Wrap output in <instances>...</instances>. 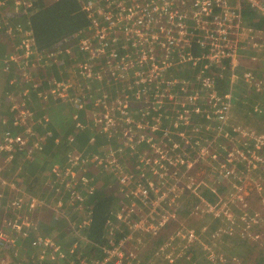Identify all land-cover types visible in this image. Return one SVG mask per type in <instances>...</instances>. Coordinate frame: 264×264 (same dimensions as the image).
<instances>
[{"label": "rangeland", "instance_id": "374dc122", "mask_svg": "<svg viewBox=\"0 0 264 264\" xmlns=\"http://www.w3.org/2000/svg\"><path fill=\"white\" fill-rule=\"evenodd\" d=\"M7 2L9 1L0 0V31L3 28L9 35L7 41L10 42L12 40L11 43L14 40L15 43L21 42L16 32H13V30L9 32L4 29L3 23L11 26L17 23L15 17L8 13V9L6 11L2 10V6ZM35 2L37 0H16L15 4L20 6L19 3H22L24 8H26L25 10L28 11L29 6H33ZM81 3H84V0ZM84 6V8L87 7L86 2ZM20 12L22 10L16 13ZM243 25L246 29H253L256 32L264 31L262 29L263 26L258 28V26L262 25L260 17L245 19ZM252 34L254 38L250 40L251 45L242 55L240 54L242 58L238 65L234 68L229 63H224L226 71L219 72L220 77H230L232 82V85L227 90L232 92L233 102H231L226 124L223 122L221 114L225 104L224 93L213 91L211 86H207V91H211L210 93L206 92L205 94L197 95V98L192 103L187 101L184 107H186L185 110L189 114L186 115L182 112L183 124L179 127L180 129H175L178 130L177 132L170 130L171 137L168 140L160 137L159 134L147 132L154 121L159 123L161 129L167 122H170L168 121L167 108L155 105L157 110L162 109L156 114L160 117L162 124L158 122L156 115L153 116V114H146V116L131 115L129 112V104L131 103L129 89L127 93H124L125 100H119L120 102L127 100L129 102L128 106H122L112 116L109 117L110 113L105 109L106 114L104 115L99 110H94L93 113L88 111V118L86 115L82 116L83 118L79 117L86 125L88 124V119L93 118L95 121H100L102 116L104 118L103 129L101 128L97 133L100 136L95 135V138H98V145H101L106 151L103 159L99 160V164L102 165L105 162L107 166L101 170L102 172L95 174V177H99L104 173L109 178H117L118 168L115 169V167L120 165V161L123 160L122 154L115 153L118 156L116 158L112 157L113 151L111 149L113 148H111L109 141L104 142L102 134L108 133L113 128L117 129L113 131L117 140L119 139L118 133L128 137L129 133L136 131L128 124L137 126V135L129 136V139H121L120 144L124 146V149L129 150L131 154L145 160L150 167L154 168L162 162L160 153L163 150V145L161 148L156 147V145L166 144L172 150L170 153L171 157L175 151L179 152V150L180 153H175L177 158L184 156V153L187 155V165L171 169L172 173L170 174L162 172L160 174V172L154 171L163 175V179L160 181L163 184L156 188L159 189L156 193L157 197L166 194L167 198L165 197L166 199L163 202H155L147 208L139 209V211H130L128 209L124 213L128 221L123 222L119 226V233L120 235L128 234V244L121 250L122 258H126L124 261L128 264H246L244 258L242 259L239 251H237L238 248H243L244 251L250 253L249 257L254 256L264 260V117H257V112L259 111H262L264 115V110L261 109L260 105V103H264V34ZM91 35L89 34L85 37H90ZM23 37L25 42L31 46L32 40L29 38L28 33L26 37L25 35ZM81 37H76L77 45ZM245 40L246 37L243 36L242 41ZM254 42L256 45H254ZM0 43L4 44L1 41V37ZM95 47L93 46L92 48ZM34 52V55L39 53L36 50ZM50 55L56 56V53ZM21 56L23 59L16 61ZM89 56L91 59L93 54L91 53ZM85 58L87 60V57ZM96 58L102 57L96 56ZM252 58H255V60H251ZM16 59L15 61H8L7 59L8 65H5V62H1V69L4 72H9L8 74H13V79L18 74L16 78L18 83L22 82L24 74L26 79H29L26 75L31 73L32 78L30 79L35 80L36 74L39 73L41 54H39L38 60L36 57L35 59H27L23 52L18 51ZM32 60L35 61L32 62ZM32 63H35V66ZM97 63L100 65V62ZM27 67L30 68V71ZM186 70V68L179 67L178 73H167L164 78L160 79L163 82L159 84L165 88L168 85V89L158 86V92L154 93L151 88L150 96L147 97V100H154L152 94L158 93V96H169L170 100L174 101L178 99V97H174L175 94L179 93L184 96V98H181V103H183L187 98L193 97L199 91L204 93L206 86L201 83H193L189 87L179 85L189 77ZM199 74L200 72L196 75ZM59 75L68 76L65 72H61ZM111 78L115 80L114 77L111 76ZM71 79L70 77L69 80ZM123 79L128 81V75ZM71 82L75 83V79ZM9 83H14V80ZM6 84L7 82L5 85L3 83L0 86V93L5 91ZM38 84L39 82H35L33 86L38 87ZM53 86L54 82L51 90L45 96L44 103L50 102L52 98L54 99L56 92ZM215 93L218 101L212 99ZM186 94L190 96L187 95L185 98ZM4 99L6 98L1 97V102ZM77 100H75L73 106L81 108L82 104L80 105L81 102H77ZM1 102L0 115L5 117L2 122L6 124V119L15 122L16 124L13 127L17 132H26L31 128L33 135L31 138L32 142L28 143L27 150L23 154L20 152L17 155V166L19 163L21 166L16 167L13 171L0 174V196H8L9 200L10 198L12 199L11 202L19 203L14 208L13 215L4 214L6 222L7 220L11 221L15 229L9 228L11 230L10 247L6 250L8 252L5 253L4 258L0 260V264H22V262L29 264L25 256L20 255H25V253L20 252L24 239L18 233L23 230L24 226L26 233H23V235H26L27 230L31 228L38 230L37 225L33 222V215L36 213L39 215L36 223L42 222L41 225L49 222L53 216L63 226L64 232L68 231L70 224L74 232L75 226H73V222H76V224L83 221L89 222V218L83 214L85 213L84 209L87 207L77 205L75 201L79 199L86 205V195L89 196L94 192L93 190L97 186L95 187V184H93L94 177L86 181L85 174L87 169L84 168L83 171H80L82 165L71 163V160L66 161L65 166L64 160L62 164L56 163L55 167H53L54 169L60 168V171H58V173L62 171L60 176L55 173L56 171L51 175L49 172L52 170H48L46 173H39V177L28 178L29 175L23 171L22 167L31 159L33 152L36 151L35 148L31 151V147L39 136V128H36V130L34 128V126L39 125V116L37 115L35 120L34 118L32 119L30 114L25 113L23 105L16 101L8 104L6 108L3 107L4 102ZM33 102L39 104V98L36 99V102ZM150 102L152 104V101ZM240 103L244 108L252 110L249 113L247 112L248 117L242 112L243 109L239 107L241 106ZM193 109L199 111L197 113L200 116L198 120H194L190 115ZM85 116L86 118H84ZM177 117L181 120L180 115H177ZM40 122L43 123L42 120ZM172 122H175V120L173 119ZM87 126L89 127V125ZM95 130L96 128H90L91 132ZM175 136L179 140L175 139ZM130 139L132 142H130ZM142 141L147 143L146 154L144 155L141 154L142 147L140 145L136 146ZM132 145L135 146V150H132ZM178 146L181 149H178ZM96 155L98 156L97 150L94 149L88 157H85V161H88L85 164L92 163ZM122 169L124 171L123 167ZM135 169H137V166L133 170L124 171L129 176H133L132 182L140 180L142 176ZM228 171L232 172V176L225 178ZM48 173L52 182L50 184L47 182L48 180L42 182ZM81 175L84 177L79 182ZM35 178L37 181L39 180V184L32 188L35 185L33 183ZM149 180L154 184L152 178H149ZM43 184L46 188H41ZM131 184L128 186L129 190L133 189L130 187ZM61 185L65 188H61ZM112 188H115V186H112ZM57 189H60L59 193ZM72 189L75 192H71ZM86 192H89V194ZM41 194H44V196L41 197ZM46 196L49 198L47 201L50 204L47 208L39 210V206L35 208L30 206L32 203L30 198L45 201L46 199L44 198ZM116 197L119 203L117 210L114 212V217H116V214L120 212L123 206H127L124 194L118 192ZM52 201H54V204ZM76 205L77 207L74 208ZM71 208H73V212L79 210L82 214H76L75 217L70 216L68 210ZM46 210L48 212H45ZM120 213L118 216H122ZM126 218L124 219L126 220ZM111 222H116V218ZM168 226L169 228H167ZM113 228L116 229L117 225L113 226ZM202 228H205L203 233H201ZM114 229H112V232ZM108 230L109 227H107V232ZM43 233L39 229V237L36 242H39V238L43 237ZM69 236L71 238L62 237L61 239L57 237V229H54L49 237L54 244L55 241L57 244L60 242L64 251L73 250V247L77 249L78 247L73 245L72 231ZM242 240H247V242L243 243L241 242ZM158 242H161V245L155 250L154 248H156ZM43 246L46 247V245ZM47 247L51 248V245L47 243ZM41 252L42 248L40 247L32 264H52L47 259L40 260L39 263ZM66 261H64V264L74 262L68 259ZM112 263L115 264L114 262Z\"/></svg>", "mask_w": 264, "mask_h": 264}, {"label": "built area", "instance_id": "2783aa9c", "mask_svg": "<svg viewBox=\"0 0 264 264\" xmlns=\"http://www.w3.org/2000/svg\"><path fill=\"white\" fill-rule=\"evenodd\" d=\"M86 3L87 7L85 9L89 12L92 21V35L81 37L78 47L76 49L70 47L68 52L75 53V50H77L83 54L92 53L93 59H105L111 62L112 65L116 63V81L131 85L129 88L134 90L135 103L143 102L147 109L152 111L155 109V105L160 106L169 103V109L177 111L176 113L181 118L182 112L189 114L184 105L187 104V101L192 103L197 98L198 93L192 94L193 97L188 95L190 96L189 99L187 98L183 103H181V98H184V96L179 93L175 94L174 97H178V99L174 98V101L170 100L169 96H158V93H154L158 92V86H162L159 84L163 82L160 79L179 66H199L204 63L212 66L229 63L235 68L241 61L242 53L249 49L251 45L250 40L254 38L252 33L256 35L264 34V31L256 32L253 29H246L243 25L245 22V5L249 6L248 8L253 15H257L256 17L261 19L264 18V0H87ZM3 25L5 30L9 32L13 30V26L6 23H3ZM1 30L3 31V28ZM242 34L246 37L245 41H242ZM254 45H256L255 42ZM93 46L96 47L92 48ZM195 50H198L199 56L194 54ZM16 56L12 54L8 61H15ZM49 56L51 55L49 54ZM70 56L72 58L76 57V55L71 54ZM96 56L102 58H96ZM19 60L22 59H16V61ZM251 60H255V58ZM8 61L5 60V65H8ZM206 66L204 69H208ZM127 75L128 81H125L123 78ZM215 80L214 77H198V83L206 86L205 90L208 89L207 86L213 88ZM151 88L154 91L152 94L154 100H147ZM163 88L168 89V85ZM212 97V99L218 101L216 93ZM74 100L73 98L70 101L73 102ZM118 101L103 105L104 109L110 113L109 117L122 106L127 107L129 104L127 100L124 102ZM150 101H152V104ZM231 102L232 95L227 94L221 111L222 120L225 124L230 112ZM192 112L198 113L199 111L193 109ZM25 113L29 114L27 110H25ZM157 120L161 123L159 117H157ZM151 124V129L155 132L160 131L162 138L168 140L171 137L170 130L161 129L159 123L155 121ZM25 126L27 127V125ZM174 127L179 128L180 126L174 125ZM28 135L29 137L33 135L31 128L24 134L4 132L0 135V156L1 153L5 154L6 161L10 162L17 153L28 147ZM162 145L163 150L160 153L162 162L160 165L152 168L145 160L140 158L142 164L135 169L142 174L141 179L138 181L132 182L133 176H129L124 172L125 170L123 171L122 167L125 168L124 164H121L123 160L120 161V165L115 167V169L118 168V172L115 171L117 172L115 189L124 194V197L131 202L130 207L137 211L147 208L155 202H163L167 198L166 194L156 196L159 190L156 188L163 184V182L160 183L163 179V175H160L161 172L170 174L172 173L171 169L187 165L186 153H184V156L177 158L175 153H180V150L179 152L175 151L171 157L172 150L166 144L156 145V147L161 148ZM180 146H178V149H181ZM132 150H135L133 145ZM115 153L118 152H113L112 157L114 158L118 156ZM154 171L160 172V174ZM58 176L60 175L58 174ZM231 176L232 172L228 171L225 178ZM149 178L153 179L154 184ZM131 183L133 184L130 187L133 189L129 190L128 186ZM51 190L53 192L52 188ZM59 190L57 189V191ZM71 192L75 191L72 189ZM5 198L6 196H0L1 203L11 206L13 210L16 205H19L18 202H11V198L3 202ZM30 200L32 202L30 206L34 208L39 206V210L50 206L46 200L39 199L38 201L36 198H30ZM84 212L83 214L89 218L90 223L92 212L88 208L84 209ZM124 213L125 210H122L120 213L122 216L116 214V217H114L118 221L116 235L115 238L106 236L107 244L101 247L102 258H79V261L70 262V264H110L112 262L122 264L126 258H122L121 250L129 241L128 234L120 235L119 233V226L128 221ZM76 214L82 213L76 210L75 214L71 213L69 215L75 217ZM112 220L107 221V227L112 223ZM8 227L15 229L11 221H9ZM203 232H205V228L201 229V233ZM10 239L11 230H7L6 227L1 228L0 251L10 242ZM55 239L56 237L54 241ZM82 241L83 244H91L86 237H83ZM47 243L51 245V248L47 247ZM39 245L42 248L39 263L40 260L47 259L52 264H61L60 260L65 257L64 249L56 241L54 244L50 237L43 236L39 238ZM43 245H46V247ZM75 249L73 247L72 251Z\"/></svg>", "mask_w": 264, "mask_h": 264}, {"label": "trees", "instance_id": "16d2710c", "mask_svg": "<svg viewBox=\"0 0 264 264\" xmlns=\"http://www.w3.org/2000/svg\"><path fill=\"white\" fill-rule=\"evenodd\" d=\"M8 1L9 2L2 6V10L6 11V9H8L9 13L15 17L17 23L13 26V32H16V35H19L18 38L21 39V42L18 41L15 43L14 40V42L11 43L12 40H10V42L7 41L9 35L4 30H1V41L5 45L0 44V55L7 51L9 54L17 55L18 51H20L23 52L25 58L35 59V57L39 58V54H43L42 59L39 61V73L36 74L35 80L30 79L32 78L31 73L26 75L30 80L26 79L24 74L22 77V82L18 83L16 80L18 74H16V77L13 79V74H8L9 72L7 73L8 83L6 84L5 90L11 94V96L5 97L6 99H4L3 107L6 108L8 104L16 101L17 103L23 105V109L30 113V117L32 119L34 118L35 120L37 115L39 116V125L34 126L35 130L36 128H39V136L33 142L32 147L30 146L31 151L33 148H35L36 151L33 152L31 159L24 164L23 171L29 175L28 178L35 176L39 177V173H46L48 170H52L49 173L53 175L54 171H56V174L58 171H60V168H56L57 170L53 168L55 167L56 163L62 164V162L65 160V166L66 161L71 160V163H79L82 165L80 171H83V169L86 168V181L94 177L93 184H95V187L97 186V189H95L94 192H92L89 196L86 195V205L83 204L79 199L75 201V204L87 207L88 210L92 212L90 223L83 221L79 224H76V222L72 221L73 226H75V233L73 232V227L71 224L68 228V231L64 232L63 226H61L53 216L46 224L41 225L42 222L36 223V221L39 219V215L36 213L33 215V222L37 225L38 230L31 228L30 230H27L26 235H23V233H26V228L24 226L23 230L18 233L24 239L23 246L20 247V252L25 253V255H20L25 256L29 264H32L33 259L37 255L38 249L41 247L39 242H36L37 238L39 237V229L44 232V237H49L51 235V231L57 229V237H60L61 239L62 237L71 238L69 233L72 231V238L74 242L73 245L78 247L74 251L70 250L71 252L64 251L65 257L60 260L61 263H64L66 259L79 261L78 258L85 257L102 258L103 256L101 253V247L107 244L106 236L115 238L116 229H114L113 226H118V221L112 222L109 225V230L107 232V221L114 219V212L117 210L116 208H118L119 203V200L116 197L118 192L115 188H112V186L116 187L117 178H113L112 175V178H109L108 175L104 173L99 177H95V174L102 172L101 170L107 166L105 162H103L102 165L99 164V160L103 159V155L106 151L104 150L105 148H103L101 145H98V138H95V135L100 136L97 133L103 126V116L100 121H90L88 119L90 122L89 127L82 119H79V117L83 118L82 116L86 115L88 118V111L91 113H93L94 110H101L104 112L101 105L95 106L97 100L102 99L104 96L115 99L117 97L123 96L127 90L120 84L110 83L102 93H99L98 88L95 85L94 90L97 94L92 95L93 102L87 105L85 109L75 108L73 106L76 99L71 104L62 103L60 100L53 98L50 102L44 103L45 96L51 90L55 79L58 78L63 83L72 81V79L69 80L70 77L72 78V73H67V77L59 74L69 68L73 72L75 65L85 58L84 55L79 54L80 52L75 50V53L79 55H77L76 59L72 60L70 54H76L74 52H68V49L77 45V36L85 37L92 32V21L90 20V14L84 8V4L87 0H84V3H81L82 0H37L33 6H29L28 11L25 10L22 3H19L20 6H17L15 4L16 0ZM248 7V5H245V19L256 18L254 15H250L251 10H249ZM20 10H22V12L17 14L16 12ZM261 22L262 25L258 26V28L263 26L262 29H264V18L261 19ZM25 33H28L29 38L32 40L31 46L25 42V38L23 37L24 35L26 37ZM76 47H78V45ZM35 49L36 52L38 51L39 53L34 55ZM54 53H56V56H49V54ZM194 54L196 56L200 55L198 50H195ZM20 58L23 59L22 56ZM33 61L34 60H32V62ZM32 64L35 66V63ZM220 67L223 72L226 71L224 65ZM27 69L30 71V68L27 67ZM186 69V73L189 74L188 79H190L192 76L194 78L199 77V75H196L200 72L198 66L189 65V67ZM11 80H14V83L10 84L9 82H11ZM35 82H39L38 87L33 86ZM189 82L198 83V81L193 82V78L190 79ZM228 85H230V81L227 79L225 80L223 78H217L212 89L213 91L219 93L221 92L225 95L228 92ZM53 88H55V86H53ZM206 92L210 93L211 91L205 90V93ZM38 98L39 104H35L33 101L36 102V99ZM54 104H56L57 107H55ZM240 105L241 106L239 107L243 109L242 112L248 117V113L252 110H250V108H244L241 103ZM260 105L261 109L264 110V103H260ZM143 110L148 114L147 106L143 102H137L136 104H133L129 107V112L131 115L138 114L139 116H144L141 114ZM152 114L156 115L157 113H155V110H153ZM0 116H2L0 117V130H4L5 127H12L10 121H7L6 124L2 122L5 119V117H3L4 115ZM86 116L84 118H86ZM199 117L200 116L198 114H195L193 119L198 120ZM257 117H264L262 111L257 112ZM174 118L175 116H173V119ZM40 120H42L43 123H41ZM129 126H132V128L136 131L138 130L136 125L129 124ZM90 128H96V130L91 132ZM175 129L176 128H172L173 131L177 132L178 130ZM114 130L117 129L112 128L108 131V133L102 134L104 136V142L106 143L109 141L111 148H113L110 149L113 152L116 151L122 154L125 171L128 169L133 170L136 166L141 165L142 161L138 156L131 154L129 150L124 149V146L120 144V141L123 138L129 139V136L137 135V133L136 131L131 132L128 134V137L118 133L117 136L119 139L117 140L113 134ZM147 132L151 134H159L160 137L162 136L159 131L153 132L151 128L147 130ZM31 138L32 137L27 136L28 143L32 142ZM175 139L179 140L177 136H175ZM130 142H132L131 139ZM139 145L142 147L141 151L143 154H146V141H142L139 143ZM94 149L97 150L98 156L96 155L94 161L86 165L85 162L88 161H85V157H88ZM49 173L47 177L42 180V182L48 180L47 182L49 184L52 183ZM58 174L62 175V171ZM69 177L71 178V176ZM83 177V175L80 176L79 182L82 181ZM36 178L33 180L35 185L32 188L39 184V180L37 181ZM41 188L46 187L43 184ZM61 188L65 187L61 185ZM57 192L59 193L60 191ZM40 196L42 197L44 194H41ZM44 199H46V201L49 200L47 196ZM126 201L127 206H123L120 212H122V210L127 212L128 209H130V211H137L136 209L130 207L131 202L129 199H126ZM52 203L54 204V201H52ZM77 205L74 206V208H76ZM72 209L73 208L68 210L69 214L76 212H73ZM45 212L48 211L46 210ZM13 213L14 210L11 206H6L5 203L0 202V229L6 227L7 230H10V227H8L9 220L6 222L4 214L13 215ZM173 222L175 223V221ZM167 228H169V226ZM112 229H114L113 232ZM83 237H86L91 242V244H83ZM241 242L246 243L247 240H242ZM160 243L161 242H158L156 248H154L155 250L159 248L158 246L161 245ZM9 247L10 243H7L5 248L0 251V260L4 258L5 253L8 252L6 250H8ZM237 251H239L241 258H244L246 264H264L263 259H258L254 256L249 257L250 253L244 251L243 248H238ZM22 264L24 263L22 262ZM122 264L128 263L124 261Z\"/></svg>", "mask_w": 264, "mask_h": 264}, {"label": "clouds", "instance_id": "9594fccd", "mask_svg": "<svg viewBox=\"0 0 264 264\" xmlns=\"http://www.w3.org/2000/svg\"><path fill=\"white\" fill-rule=\"evenodd\" d=\"M79 54H82L84 55L85 57H87V60L86 58H84L82 61L78 62L76 65H75V69L74 71L72 72V70H66V71H63L65 73H72V80L75 79V83H72V82H61L58 78L54 80V90L56 92L55 96H54V99L56 100H60L62 103H72L70 100L71 99H78L81 101L82 103V107L80 109H85L87 105L91 104L93 101H92V95L93 94H97L94 90V86L96 85L97 88H98V92L99 93H102L103 90L109 86L110 83H115V84H120L122 85L127 91L129 89V93H130V101L131 103L129 104V107L133 104H136L134 102V90L129 88L131 87V85L128 83H118L116 81V78H117V73H116V70H115V64L112 65L111 62L105 60V59H93L91 58L90 59V56L89 54H83V53H79ZM79 54H76V57L75 58H72L71 59H76L77 58V55ZM10 59V58H8ZM20 61V60H19ZM35 61V60H34ZM97 62H100V65H98ZM9 64V62H8ZM82 64V65H80ZM87 64V65H85ZM207 65V66H206ZM206 67H208V69H204ZM181 67V66H179ZM178 67V68H179ZM189 67V65H186V66H183V68H187ZM178 68L174 69V70H171L169 73H178ZM198 69L200 71V74L199 76L201 77H214V78H223V77H220L219 75V72H223L221 71V67L220 65H212V66H208L207 63H204V64H200L198 66ZM232 73V72H231ZM74 75V76H73ZM111 76L114 77L115 80H112L111 79ZM75 77V78H74ZM189 78V77H188ZM193 78V82H197L198 81V78H194L193 76L190 78L192 79ZM190 79H185L183 82H181L179 85L180 86H187L189 87L190 85H192L193 83L189 82ZM223 79H227L228 81H230V85H232V82H231V78L230 77H224ZM228 85V87L230 86ZM205 92V91H204ZM127 93V92H126ZM198 95H202V94H205V93H202L201 91L197 92ZM200 93V94H199ZM218 93V92H217ZM227 94H231L232 95V92H227L225 95H224V98ZM188 95V94H187ZM186 96V95H185ZM219 96V95H218ZM82 99V100H81ZM125 100V96H120V97H117L115 99H112V98H107V97H103L102 99H99L96 101L95 103V106H102L103 111L99 110L102 115L106 114V111L103 107V105L105 103H108V102H115V101H118V100ZM84 100V101H83ZM83 102H84V105H83ZM233 102V100H232ZM162 108H167V115L169 117L168 121L170 122H167V124H165V126L162 128V129H168V130H171L172 128H175L174 125H178V126H181L183 124V119L181 118V120L178 119L177 115L178 113H176L177 111H174V110H170L169 107H170V104L169 103H165L163 105H161ZM155 113L158 114V112H160L162 109L160 110H157V108L155 107ZM25 111V110H24ZM118 111V110H117ZM199 113V112H198ZM30 114V113H29ZM142 114L144 116H146V112L142 111ZM148 114H152V110H148ZM197 114L196 112H192L190 113V115L193 116ZM96 117L97 115L94 114ZM188 115V114H186ZM153 116H155V114H153ZM173 116H175L174 120L175 122H172L173 120ZM156 117H159L156 115ZM160 118V117H159ZM90 121L91 120H94L93 118L89 119ZM7 121H10L8 119L5 120V122ZM177 121H181V122H177ZM4 123V122H3ZM12 127H9L11 130H7V131H10V132H13V133H20V134H24V132H17L15 130V128L13 127V125H15L16 123L13 122V121H10ZM87 125H90V122L87 120ZM162 124V123H161ZM129 125V124H128ZM160 132V131H159ZM4 133V132H3ZM2 133V134H3ZM161 133V132H160ZM0 134V135H2ZM162 135V133H161ZM29 136V135H28ZM162 137V136H161ZM137 147L139 146V144L136 145ZM27 150L24 149L21 153L23 154V152H25ZM130 152V151H129ZM19 153H17L14 158L8 162L6 161V155L1 153V156H0V174L1 173H4V170L8 167V166H11V165H15L16 164V156L18 155ZM141 154H143V152L141 151ZM97 189V188H96ZM94 191V190H93ZM89 193V192H88ZM5 200H9L8 197H6L5 199H3V202ZM1 202V201H0ZM62 248H63V245L58 242ZM64 249V248H63Z\"/></svg>", "mask_w": 264, "mask_h": 264}, {"label": "crops", "instance_id": "0c3cea01", "mask_svg": "<svg viewBox=\"0 0 264 264\" xmlns=\"http://www.w3.org/2000/svg\"><path fill=\"white\" fill-rule=\"evenodd\" d=\"M9 13V12H8ZM250 15H253L252 13L250 14ZM255 17L257 16V15H254ZM252 18V17H251ZM257 18V17H256ZM252 19H255V18H252ZM0 44H2V43H0ZM4 45V44H3ZM12 56V54H9L8 53V51L7 52H3L1 55H0V66H1V62H5V60H7L8 58H10ZM5 57H7V58H5ZM67 70H71L70 68L69 69H67ZM5 76H6V78H5ZM4 77V78H3ZM7 77H8V75H7V72H4L3 71V69H1V67H0V86L1 85H3V83H4V85H5V83L7 82ZM8 83V82H7ZM6 89V88H5ZM10 97L11 95L5 90V91H1V93H0V98L1 97ZM0 102H1V100H0ZM4 102V100L1 102V103H3ZM55 105V107H57V105L56 104H54ZM0 106H2V104H0ZM1 111V110H0ZM7 130H11L9 127H5L4 128V130H0V134H2L3 132H7ZM15 158H17V156L15 157ZM17 164H18V161H16V164L15 165H11V166H8V168H6V169H8V170H4V174L5 173H7L8 171H13V170H15V168L16 167H18V166H21V164L19 163V165L17 166ZM23 168V167H22Z\"/></svg>", "mask_w": 264, "mask_h": 264}, {"label": "bare ground", "instance_id": "6f19581e", "mask_svg": "<svg viewBox=\"0 0 264 264\" xmlns=\"http://www.w3.org/2000/svg\"><path fill=\"white\" fill-rule=\"evenodd\" d=\"M224 65V63H220V66ZM77 102H81L80 100H77ZM82 103H80L81 105Z\"/></svg>", "mask_w": 264, "mask_h": 264}, {"label": "flooded vegetation", "instance_id": "af4514ba", "mask_svg": "<svg viewBox=\"0 0 264 264\" xmlns=\"http://www.w3.org/2000/svg\"><path fill=\"white\" fill-rule=\"evenodd\" d=\"M36 50V49H35ZM37 60L39 59V58H36Z\"/></svg>", "mask_w": 264, "mask_h": 264}]
</instances>
